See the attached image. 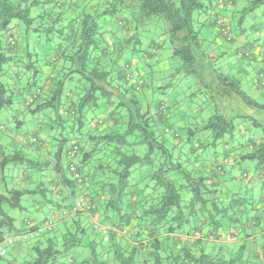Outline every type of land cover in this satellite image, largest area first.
I'll list each match as a JSON object with an SVG mask.
<instances>
[{"label": "clouds", "instance_id": "9594fccd", "mask_svg": "<svg viewBox=\"0 0 264 264\" xmlns=\"http://www.w3.org/2000/svg\"><path fill=\"white\" fill-rule=\"evenodd\" d=\"M0 264H264V0H0Z\"/></svg>", "mask_w": 264, "mask_h": 264}]
</instances>
